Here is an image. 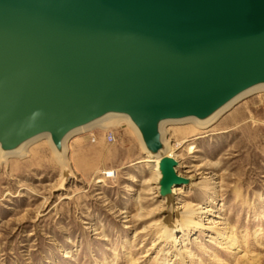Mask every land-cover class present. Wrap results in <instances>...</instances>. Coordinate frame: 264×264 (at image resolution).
<instances>
[{"label": "water", "instance_id": "obj_1", "mask_svg": "<svg viewBox=\"0 0 264 264\" xmlns=\"http://www.w3.org/2000/svg\"><path fill=\"white\" fill-rule=\"evenodd\" d=\"M264 85V0H0V149L127 117L147 156ZM160 196L188 182L159 162Z\"/></svg>", "mask_w": 264, "mask_h": 264}, {"label": "rangeland", "instance_id": "obj_2", "mask_svg": "<svg viewBox=\"0 0 264 264\" xmlns=\"http://www.w3.org/2000/svg\"><path fill=\"white\" fill-rule=\"evenodd\" d=\"M103 128L67 143L66 167L45 139L0 163V264H235L241 254L220 245L225 225L211 229L218 214L264 264V92L207 128L165 126L188 182L174 204L184 209L171 215L180 232L169 241L161 236L167 204L137 134L124 122Z\"/></svg>", "mask_w": 264, "mask_h": 264}, {"label": "bare ground", "instance_id": "obj_3", "mask_svg": "<svg viewBox=\"0 0 264 264\" xmlns=\"http://www.w3.org/2000/svg\"><path fill=\"white\" fill-rule=\"evenodd\" d=\"M257 92H264V85L256 86V87H254V88L246 91L245 93L241 94L236 99H234L232 102H230L229 104H227L226 106H224L222 109H220L219 111H217L216 113H214L211 117H209L206 120L199 121V120H196V119H186V120L179 121V122H169V123H188V124H192V125L197 126L199 129H201V128H207L208 125H210L211 123H213L214 121H216L219 117H221L224 113H226L228 110H230L240 100L244 99L245 97H247L249 95H252L254 93H257ZM116 122H124L126 125L130 126L131 129L135 132V134H137V136H138V138H139V140L141 142V145L143 146V149H145V147L143 145V142L141 140V137H140L139 132L137 131V129L135 128V126L131 123V121L127 117H125V116H119V115H111V116H108V117H106V118H104V119H102V120H100V121H98V122H96V123H94V124L86 127V128H83V129H81V130H79L78 132H75V133H79L81 131H86V130H91V129H94L96 127L103 128L105 126H108L109 124H113V123H116ZM169 123H165L162 126V130H163V141H164L165 147H166L165 150L163 152H161V154H159L157 156H146L149 159L147 161L150 162V163H153V165H154L156 182L159 185V189H160V181L162 179V174H161L160 167H159L160 159H161V157L163 155H169V156L174 157L171 154V145L168 142L167 137H166V133H165V126L167 124H169ZM41 139L42 140L45 139L46 142H48V144L51 146V148L53 150V153L55 155V159L60 164V166L62 168L63 167H66L68 165V145H67V143L65 142V145H64V153L61 154V155H59L55 151V149H54V147L52 145V142H51V139H50L49 136H44V137L35 139V140H33V141L25 144L24 146H22L21 148H19L18 150L14 151V152H7V153H5V152L1 151V149H0V163L4 162L6 160V158H8V157H12V156H14V157L15 156L24 157V156H26L27 153H28L29 146L31 144L35 143L36 141L41 140ZM178 168H179V162H178V167L176 168V171H177L178 176L181 177L179 175V173H178ZM100 182H102V180H100ZM183 189L184 188H183L182 185H176V186H174L172 188L171 195L168 196L167 198H163L164 203L167 204V209H168V215L167 216H168V218L170 220H167V218H166V222L162 226L161 236H162V238H165L167 241L173 239V236L177 232L178 233L180 232V231H178V229L175 226H173V224L171 225V220H172V216L171 215L176 214L177 211L180 210V209H184L181 206H179L177 208L174 205L177 196L180 195V194H182L184 192ZM206 212H210V210H206ZM122 214H127V213L123 212ZM186 220L183 221L182 223L183 224H186V225H189V226H194V223L188 222ZM209 221H210L209 223L212 224V226H213L211 228L212 230L213 229H216V227L218 225H225V228L223 229L224 234L220 237V241H222L220 245H222L221 247L223 249H227L228 248L229 250L227 249V251H229L231 253H233L235 251V252H238V253L241 254L240 255V259L241 260H236V263L235 264H238V262H240L241 264H259L260 257L258 255V253H255L254 251L248 253V252L243 251V250L240 249V243L236 239V236H237L236 231H235V229L233 227H231L230 225H228L227 220L224 219V217H222L221 215L218 214V215L215 216V219H211ZM202 225L203 224H201V226ZM214 233H216V232H214ZM217 234L218 233H216V235ZM175 240L176 239L174 238L173 241H175ZM232 250H234V251L232 252ZM181 254H182V252H180L179 255L181 256ZM147 256H148L147 254L144 255V257H147ZM67 257H70V256H67ZM185 263L186 262H184V260H182V264H185Z\"/></svg>", "mask_w": 264, "mask_h": 264}, {"label": "built area", "instance_id": "obj_4", "mask_svg": "<svg viewBox=\"0 0 264 264\" xmlns=\"http://www.w3.org/2000/svg\"><path fill=\"white\" fill-rule=\"evenodd\" d=\"M106 140L109 144H112L116 141V136L111 130L106 132Z\"/></svg>", "mask_w": 264, "mask_h": 264}]
</instances>
